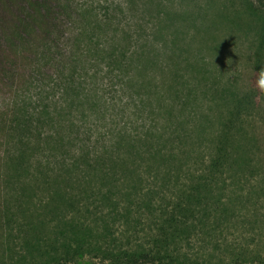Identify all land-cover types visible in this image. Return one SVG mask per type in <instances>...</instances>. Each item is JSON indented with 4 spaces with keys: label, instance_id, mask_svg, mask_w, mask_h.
<instances>
[{
    "label": "rangeland",
    "instance_id": "obj_1",
    "mask_svg": "<svg viewBox=\"0 0 264 264\" xmlns=\"http://www.w3.org/2000/svg\"><path fill=\"white\" fill-rule=\"evenodd\" d=\"M261 65L264 0H0V264H42L88 219L148 240L245 93L234 160L185 203L180 248L263 263Z\"/></svg>",
    "mask_w": 264,
    "mask_h": 264
},
{
    "label": "trees",
    "instance_id": "obj_2",
    "mask_svg": "<svg viewBox=\"0 0 264 264\" xmlns=\"http://www.w3.org/2000/svg\"><path fill=\"white\" fill-rule=\"evenodd\" d=\"M122 53L119 52L120 62L126 57ZM112 62L115 64L118 59L113 58ZM250 106L251 101L246 93L234 102L233 110L224 124L227 131L224 130L218 135L216 154L206 165L204 173L198 175V181L191 186L189 193L180 196V200L171 205L172 210H163L160 219H157L158 224L155 223L157 229L149 234L148 240L123 243L120 233H117L107 220L103 221L102 225L98 223L94 225L88 219L85 223L82 222V228L70 225V235L62 243L61 253L46 252V258L42 264H100L96 259L94 260L96 256L102 264H245L241 254H236L227 261L220 259V263L198 257L191 258L187 253L182 252L180 245L183 240L189 238L190 235H187L191 230L190 223H187V216L192 212L190 208L184 206L185 203L193 199L198 201L203 199V192L209 191L210 184L221 178L228 170L229 162L234 160L231 150L233 135L230 130L235 128L242 112L249 110ZM107 196L106 193L102 194L104 199ZM118 202L117 199L112 202V210L119 209ZM129 210L131 205L126 207L124 212L128 213ZM178 211L182 213L178 214ZM152 215L154 216V213ZM39 250L43 248L39 247ZM261 260L263 262L261 264H264V259Z\"/></svg>",
    "mask_w": 264,
    "mask_h": 264
},
{
    "label": "clouds",
    "instance_id": "obj_3",
    "mask_svg": "<svg viewBox=\"0 0 264 264\" xmlns=\"http://www.w3.org/2000/svg\"><path fill=\"white\" fill-rule=\"evenodd\" d=\"M256 73H257L256 86L261 91H264V65H261L259 71Z\"/></svg>",
    "mask_w": 264,
    "mask_h": 264
}]
</instances>
